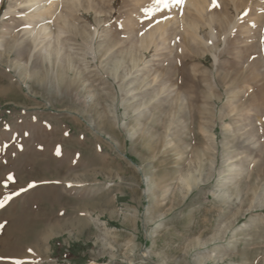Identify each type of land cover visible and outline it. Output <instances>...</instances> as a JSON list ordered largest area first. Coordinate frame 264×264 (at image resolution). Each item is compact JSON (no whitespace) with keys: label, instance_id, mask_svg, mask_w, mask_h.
<instances>
[{"label":"rangeland","instance_id":"374dc122","mask_svg":"<svg viewBox=\"0 0 264 264\" xmlns=\"http://www.w3.org/2000/svg\"><path fill=\"white\" fill-rule=\"evenodd\" d=\"M19 1L0 264H264V0Z\"/></svg>","mask_w":264,"mask_h":264},{"label":"snow or ice","instance_id":"6c2138e0","mask_svg":"<svg viewBox=\"0 0 264 264\" xmlns=\"http://www.w3.org/2000/svg\"><path fill=\"white\" fill-rule=\"evenodd\" d=\"M182 4L184 3V0H156V4L157 6L159 5H163L164 7H168L170 4ZM212 5L214 7H218V3L217 0H212ZM9 180L12 179V176L8 177ZM33 185L30 184L29 187H32ZM21 191H24V189H21ZM12 195H18V193H13ZM11 199V196L5 197L4 200L0 201V207H2L4 205V203L7 202V200Z\"/></svg>","mask_w":264,"mask_h":264},{"label":"bare ground","instance_id":"6f19581e","mask_svg":"<svg viewBox=\"0 0 264 264\" xmlns=\"http://www.w3.org/2000/svg\"><path fill=\"white\" fill-rule=\"evenodd\" d=\"M25 1L27 2V0H20L19 1V5L20 4H23V3H25ZM204 1V0H203ZM28 2L30 3V5L32 6V5H35V11L36 10H38V9H40L41 8V6L38 4V0H28ZM60 2V1H59ZM186 2V4H189V5H196L197 6V4H199V2H200V0H194V2H193V0H184V3ZM195 2L197 3V4H195ZM201 3V2H200ZM43 5V4H42ZM194 6H192V7H194ZM46 7V6H45ZM198 7L199 6H197V11H198ZM31 8H33V6L31 7ZM172 8V7H171ZM34 10V9H33ZM49 12H51V9H49L48 10ZM9 11L8 10H5V12H4V15H6L7 13H8ZM43 14V13H42ZM50 14H52V13H50ZM53 16H54V14H53ZM52 16V17H53ZM36 17V16H35ZM33 19H34V17H33ZM156 23V22H155ZM42 25H43V23H42ZM210 25V24H209ZM154 26L155 27H157V23L155 24V25H153L152 27H153V29H154ZM234 26V23L233 24H231V27H233ZM158 29V28H157ZM32 31H31V33H34V30L33 29H31ZM197 30V29H196ZM211 31V30H210ZM215 60H216V57H215Z\"/></svg>","mask_w":264,"mask_h":264}]
</instances>
